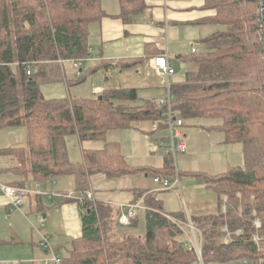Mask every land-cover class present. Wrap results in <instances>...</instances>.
Listing matches in <instances>:
<instances>
[{
	"label": "trees",
	"instance_id": "obj_1",
	"mask_svg": "<svg viewBox=\"0 0 264 264\" xmlns=\"http://www.w3.org/2000/svg\"><path fill=\"white\" fill-rule=\"evenodd\" d=\"M204 1L206 9L215 11L212 20L223 28L201 40V49L188 58L192 66L185 80L170 85L172 106L183 119L219 117L225 140L242 144L244 162L215 176L198 174L215 190L217 210L192 216V224L202 232L205 261L246 258V264H264V163L253 157L255 146L264 149L260 0ZM103 14L99 0H0V128L23 125L27 136L26 145L0 151L16 158L15 173H31L37 180L72 174L75 191L83 194L93 174L114 178L144 170L126 161L117 142H105L99 149L83 148L82 160L72 162L65 136L95 140L108 129L128 127L134 120H161L164 104L145 99L135 105L133 87H106L90 97L46 98L41 93V84L61 78L59 60H81L87 55L88 24ZM107 66L111 63L104 69ZM76 76L80 77L78 69ZM149 173L175 178L170 152L163 153V167ZM223 195L227 197L225 212ZM145 204V232L135 236L117 231L118 213L113 206L84 199L81 235L71 240L64 256L54 248L60 264L195 261L194 248L179 238L183 225L166 215L153 194ZM255 219L261 224L258 229ZM224 224L231 232L241 228L242 233L224 243ZM256 233L263 237L258 245L253 238Z\"/></svg>",
	"mask_w": 264,
	"mask_h": 264
},
{
	"label": "crops",
	"instance_id": "obj_2",
	"mask_svg": "<svg viewBox=\"0 0 264 264\" xmlns=\"http://www.w3.org/2000/svg\"><path fill=\"white\" fill-rule=\"evenodd\" d=\"M204 2L99 0L104 14L88 24L85 41L87 55L80 61L78 82L89 76L90 81L84 90L87 95L80 97L98 95L104 88L111 86L136 88L135 105L145 99L158 102L165 97L166 81L163 74L153 67V57L167 50L175 69L169 79L170 85L183 82L185 72L192 66L188 58L201 49V40L223 28L212 20L215 11L206 9ZM193 47L196 52H192ZM110 63L111 66L104 69ZM59 67L61 78L56 81H63L67 88L73 79L70 73L74 71L76 76L77 69L72 60H59ZM63 97L67 96L46 98ZM206 118L209 116L183 119L182 131L186 136L187 148L178 152L180 156L176 164L180 170H177L179 184L166 189H178L182 200L180 206L171 205L174 193L166 195L170 204L164 206V200L157 193L159 184L153 181L154 176L149 173L150 169L163 167V154L157 150V145L163 135L168 138V130L162 119L134 120L128 127L108 129L103 137L95 140L80 141L76 134H71L79 143L80 156L77 157L74 151H67V156L70 161L78 162L82 160L83 148L99 149L105 142H117L126 161L133 166L144 167V170L114 178L103 173L91 175L86 190L92 191L93 200L113 206L116 215L120 212L119 204L139 202L141 207L138 215L131 223L136 224L139 215H143L145 223V199L153 194L161 201L167 215L181 217L182 225L188 226L192 224V216H205L217 210L215 190L198 174L215 176L244 162L242 144L226 141L219 127L221 122L213 123V120ZM14 146L0 147V151ZM16 163L12 154L0 152V182L24 186L31 193L25 196L19 208L9 211L6 197L0 190V264H44L51 254L40 246L41 235H47L49 244L64 256L70 244L61 240L71 235L74 239L82 233V212L78 199L56 195L70 191L59 189L64 186L70 188L74 184L76 190L75 176L66 173L57 175L56 180L53 176L37 180L31 173H15L13 167ZM181 174L185 179L198 183L195 186L197 192H203V198L197 199L194 195L191 202L184 199L181 187V178L184 177ZM158 176L162 177L160 174ZM52 210L57 214L62 213V222L56 223ZM39 218H42V225L39 224Z\"/></svg>",
	"mask_w": 264,
	"mask_h": 264
},
{
	"label": "built area",
	"instance_id": "obj_3",
	"mask_svg": "<svg viewBox=\"0 0 264 264\" xmlns=\"http://www.w3.org/2000/svg\"><path fill=\"white\" fill-rule=\"evenodd\" d=\"M192 52H196V48H192ZM81 60H74L73 66L75 69L79 68ZM153 67L163 74L166 84V95L162 99L158 100L159 104H164L163 108V122L168 130V144H163V141L160 140L157 145V150L160 151V153L170 152L172 157L174 158L175 154L177 152H183L187 148L186 144V136L182 131V127L184 125L183 118L178 116L172 106V100L173 96L170 93V82L169 79L171 76L174 75L175 69L172 65V63L169 60V52L167 50L163 51L162 53L157 54L152 59ZM27 73L29 72L28 66H27ZM153 181L158 183L161 188L168 189L174 185H178L179 181L177 176L175 178H170L168 176H154ZM0 190L3 192L4 196L7 200L8 210L12 211L13 208H19L20 205L23 204L24 198L26 195L31 193L30 190H28L24 186L19 185H12L0 182ZM40 191H38L39 193ZM62 197L70 198V193H62L60 194ZM78 202L81 205V212L84 213V208L82 207V202L84 199H88L94 202L93 200V193L91 190H86L83 194H78ZM222 205L221 209L223 212L227 209V197L225 195L222 196ZM140 204L137 201L133 202H127V203H121L119 204V214L117 217V221L121 225H130L132 221L137 217L138 210L140 209ZM167 215V214H166ZM169 218H171L173 221L182 224V222L170 215H167ZM39 224L42 225V218H39ZM253 225L256 229H258L261 224L258 219H255L253 221ZM190 226V227H189ZM188 227L190 228V234L187 235L186 242L192 246L196 253V260L193 261L191 264H246L247 259L246 258H240V259H230L226 261H215V260H209L205 261L203 259L202 255V232L200 229L195 227L193 224H189ZM222 231L226 233L225 237L223 238L224 243H228L230 240H232L233 234H240L242 233V229L238 228L231 232L228 228L227 224H224L222 226ZM254 242L258 245L260 244L262 240V236L259 234H255L253 236ZM39 244L41 247L48 250L51 254V257L49 259H46L44 264H60L61 259L59 255L55 252L53 249V246H51L48 242L47 235H41V240L39 241Z\"/></svg>",
	"mask_w": 264,
	"mask_h": 264
},
{
	"label": "rangeland",
	"instance_id": "obj_4",
	"mask_svg": "<svg viewBox=\"0 0 264 264\" xmlns=\"http://www.w3.org/2000/svg\"><path fill=\"white\" fill-rule=\"evenodd\" d=\"M73 71V70H72ZM75 72L73 71L72 73H70L71 78H73L72 80H78L77 76L74 75ZM90 81V76L85 78L84 80H81L80 82H72L70 83L68 86H66L67 88H65V84L63 81H55V82H51V83H45L41 86V91L42 94L45 97H52V96H64L66 95L68 96H84L87 94H84L86 92H84L85 88L87 87V84ZM189 119V118H187ZM205 120H213V123H219L221 122V119L219 117H209L206 118ZM190 123H187V125H189ZM72 136V137H70ZM166 135L162 136V141L165 143H168V139L166 138ZM26 130L25 127L23 125L21 126H7V127H3L0 128V147H6L9 145H15V146H22V145H26ZM258 144H261V142H257ZM65 144H66V150L68 152H73L74 154L77 155V157L80 156V148H79V143L76 140V137L68 134L65 136ZM254 148H256V153L253 155V157L255 158L256 162H261L263 160L262 163H264V149H260L258 146H255ZM178 154V155H177ZM179 153H176V157L174 156L173 158V165L174 168H176V170L180 171L176 161L179 159ZM181 187H182V192H183V197L184 199L188 202L190 201L191 197L196 195L197 199H201L203 198V192H197V188L195 185H197L198 183H196L195 181H190L192 179L186 178L185 176H182L181 174ZM56 180V176L55 179ZM72 187V188H71ZM160 190L157 192L158 196L161 197L164 200V206H166V204L169 203L166 195L168 193H174L175 194V198H172V206H177V204L180 206L182 200L178 194V189H172V190H166L164 188H161L159 186ZM60 190H65V191H69L67 193H71L72 195H70V197L72 198H77L78 197V193L74 190L75 189V185L73 184V186H70V188L68 186H64L59 188ZM46 193V192H44ZM48 194V193H46ZM56 194V193H55ZM56 194V195H60ZM181 195V194H180ZM167 200H166V199ZM194 198V197H193ZM191 202V201H190ZM170 204V203H169ZM52 214L55 218L56 223L58 222H62L63 220V216L62 213L60 212V214L55 213L54 210H52ZM46 218H44L43 220H45ZM44 225V224H43ZM77 226V225H76ZM43 226H41L40 228H42ZM183 230L180 235L179 238L182 240L187 239V233L190 234V229L188 226L183 225ZM117 231L119 233H126V234H132L135 236H140L143 235V233L145 232V223H144V217L143 215H139V220L136 224H130V225H118L117 226ZM66 238H63V242H66V244H70V240L72 239L71 237H73V235L71 236H65ZM56 247H53V249ZM57 249V248H56ZM46 250V249H45ZM58 250V249H57ZM47 256L50 257L49 252H47Z\"/></svg>",
	"mask_w": 264,
	"mask_h": 264
},
{
	"label": "water",
	"instance_id": "obj_5",
	"mask_svg": "<svg viewBox=\"0 0 264 264\" xmlns=\"http://www.w3.org/2000/svg\"><path fill=\"white\" fill-rule=\"evenodd\" d=\"M260 5L262 9V23H263V37H264V0H260Z\"/></svg>",
	"mask_w": 264,
	"mask_h": 264
}]
</instances>
